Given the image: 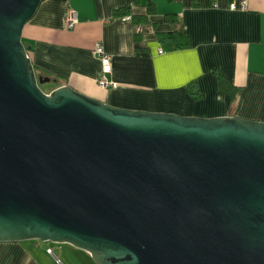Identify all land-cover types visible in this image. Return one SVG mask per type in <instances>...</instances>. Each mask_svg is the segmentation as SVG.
I'll use <instances>...</instances> for the list:
<instances>
[{
	"label": "water",
	"instance_id": "1",
	"mask_svg": "<svg viewBox=\"0 0 264 264\" xmlns=\"http://www.w3.org/2000/svg\"><path fill=\"white\" fill-rule=\"evenodd\" d=\"M44 1L0 0V242L97 264H264V121L45 92L59 79L23 40Z\"/></svg>",
	"mask_w": 264,
	"mask_h": 264
},
{
	"label": "crops",
	"instance_id": "2",
	"mask_svg": "<svg viewBox=\"0 0 264 264\" xmlns=\"http://www.w3.org/2000/svg\"><path fill=\"white\" fill-rule=\"evenodd\" d=\"M154 1L155 28L138 42L134 19L123 20L116 10L131 4L130 15H146L149 0H45L23 34L37 72L57 77L56 88L70 84L121 107L264 121V0ZM72 12L79 16L74 28L68 26ZM168 14L183 18L191 46L160 54L158 33L173 29ZM99 42L113 56L111 87L98 83ZM216 70L241 87L236 99L219 90ZM192 81L200 95L191 93ZM49 248L60 257L74 250L92 260L69 244L28 240L0 242V264H57Z\"/></svg>",
	"mask_w": 264,
	"mask_h": 264
},
{
	"label": "trees",
	"instance_id": "3",
	"mask_svg": "<svg viewBox=\"0 0 264 264\" xmlns=\"http://www.w3.org/2000/svg\"><path fill=\"white\" fill-rule=\"evenodd\" d=\"M136 2L138 3L139 0H136ZM147 5L148 13L146 15H130L129 12L132 8L131 4H127L116 10V14L122 15V17H126L129 15L132 16V19H134L135 21V34L136 40L138 42L142 40L143 36L146 33L153 31L155 28V25H153V23L150 21V16L156 15L158 13V5L154 0H149ZM166 21L172 24L173 29L169 32L158 33V35L160 36V44L162 48L169 51H174L190 47L191 39L186 30L183 18H181L178 14H168ZM46 75L49 74L46 73ZM216 79L219 90L229 94L232 100L236 99L241 94V87L234 84L222 71L216 70ZM190 90L193 95L201 94L197 88L196 82L194 81L190 83Z\"/></svg>",
	"mask_w": 264,
	"mask_h": 264
},
{
	"label": "built area",
	"instance_id": "4",
	"mask_svg": "<svg viewBox=\"0 0 264 264\" xmlns=\"http://www.w3.org/2000/svg\"><path fill=\"white\" fill-rule=\"evenodd\" d=\"M215 6H218V4H215ZM236 8H237L236 4H233L231 6V9L235 10ZM130 19H132V16L130 15L123 18V20H130ZM78 21H79L78 13L72 12L68 18V26L70 28H74ZM95 52L99 54L102 62V67L98 75V83L102 87L114 86L116 83L113 82L109 77L113 70V56L106 51L105 45L101 42L97 43L95 47ZM164 52H165L164 49L160 48L159 53L163 54ZM53 250H54L53 248H49L48 252L51 254Z\"/></svg>",
	"mask_w": 264,
	"mask_h": 264
},
{
	"label": "rangeland",
	"instance_id": "5",
	"mask_svg": "<svg viewBox=\"0 0 264 264\" xmlns=\"http://www.w3.org/2000/svg\"><path fill=\"white\" fill-rule=\"evenodd\" d=\"M55 86H56V83H54V82L41 84L42 89L48 93H51L53 91V89L56 88ZM52 244L59 245L56 243H52ZM60 245H63V244H60ZM66 246H68V244H66ZM66 250H68V249H66ZM73 251L74 250H71V252L67 258L65 255H63V256L61 255L62 259L60 262H57V260L55 258H54V260L56 261L57 264H97L93 258H92V260H93L92 261L91 259L85 258L84 256H82L78 253H74ZM75 252H78V251H75Z\"/></svg>",
	"mask_w": 264,
	"mask_h": 264
},
{
	"label": "flooded vegetation",
	"instance_id": "6",
	"mask_svg": "<svg viewBox=\"0 0 264 264\" xmlns=\"http://www.w3.org/2000/svg\"><path fill=\"white\" fill-rule=\"evenodd\" d=\"M46 76H49V75H46Z\"/></svg>",
	"mask_w": 264,
	"mask_h": 264
}]
</instances>
